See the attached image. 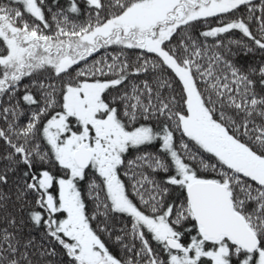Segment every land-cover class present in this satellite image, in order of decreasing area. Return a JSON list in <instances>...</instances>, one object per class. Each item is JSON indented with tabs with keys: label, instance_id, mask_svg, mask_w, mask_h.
<instances>
[{
	"label": "snow or ice",
	"instance_id": "obj_1",
	"mask_svg": "<svg viewBox=\"0 0 264 264\" xmlns=\"http://www.w3.org/2000/svg\"><path fill=\"white\" fill-rule=\"evenodd\" d=\"M0 142V264H264V0H0Z\"/></svg>",
	"mask_w": 264,
	"mask_h": 264
},
{
	"label": "trees",
	"instance_id": "obj_2",
	"mask_svg": "<svg viewBox=\"0 0 264 264\" xmlns=\"http://www.w3.org/2000/svg\"><path fill=\"white\" fill-rule=\"evenodd\" d=\"M3 2H7V0H3ZM49 2H51V1L49 0ZM81 7H82V8L84 7V5H83L82 3H81ZM242 11H243V10H242ZM238 15H239V14H238ZM84 18H85V17H81V19H84ZM212 23L215 24V21H213ZM252 27H253V30L255 31V27H256V26H255V23H253ZM203 28H204L203 23H196V24H194L193 31L196 32V33H198L199 31L203 30ZM230 35H231V37L234 38V39H239V38H240V34H239L238 32H233V33L230 34ZM110 51H118V49H111ZM126 54L129 56V58H130L131 60H133V61L135 60V58H136V53H135L134 50H127V53H126ZM257 55H259V54H257ZM237 59H239L242 63L247 64V63H249L250 61H252V60L255 59V58L252 57L251 55H249V56L246 57V58L243 57V56H241V57H238ZM27 82H28V81L25 80V83H27ZM4 150H5V146L3 145L2 142H0V155H2V154L4 153ZM153 150H154V149H153ZM0 166H2V165H0ZM85 186H86V185L82 184V188L85 187ZM88 207H89V210L91 211V210L94 208V205L91 204V203H89V204H88ZM113 223L117 224V226L119 225V221H114ZM103 235H104L105 240H106L107 243H108L109 248L113 251V253L116 254V255H122L120 248L117 247V246L113 243L112 240H108L107 234L105 233V234H103ZM113 239H114V238H113Z\"/></svg>",
	"mask_w": 264,
	"mask_h": 264
},
{
	"label": "rangeland",
	"instance_id": "obj_3",
	"mask_svg": "<svg viewBox=\"0 0 264 264\" xmlns=\"http://www.w3.org/2000/svg\"><path fill=\"white\" fill-rule=\"evenodd\" d=\"M51 1V0H50ZM60 4L61 5H65L66 4V0H60Z\"/></svg>",
	"mask_w": 264,
	"mask_h": 264
}]
</instances>
